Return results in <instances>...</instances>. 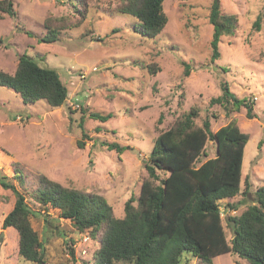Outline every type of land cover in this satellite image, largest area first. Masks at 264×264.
Wrapping results in <instances>:
<instances>
[{
	"label": "rangeland",
	"instance_id": "374dc122",
	"mask_svg": "<svg viewBox=\"0 0 264 264\" xmlns=\"http://www.w3.org/2000/svg\"><path fill=\"white\" fill-rule=\"evenodd\" d=\"M124 1L13 0L15 15L3 14L0 19V70L13 74L18 57L25 54L39 66L60 73L68 98L60 107L42 100L25 104L14 91L0 86V167L9 175L17 164L26 189L33 188L42 174L64 187L100 195L114 217L121 219L124 203L137 197L147 178L143 162L154 140L183 112L196 107V126L208 117L212 132L235 118L248 141L241 191L220 202L229 241L233 234L227 216H239L253 203L256 189L264 186V17L260 30L252 29L256 17L263 14L264 0H221L222 13L235 15L237 28L234 36L221 38L220 56L214 61L208 22L212 0H164L167 23L155 38L137 33V21L118 13ZM46 19L63 28L56 43L38 42L45 34ZM147 66L158 70L150 74ZM224 82L236 97L252 102L254 119L245 118L244 109L226 114L223 106H209L210 99L221 94ZM91 113L111 117L101 121L89 118ZM82 131L87 139L80 149L77 141ZM102 143L128 149L118 154ZM204 154L200 164L215 156L211 140ZM245 178L251 185L243 195ZM13 183L29 207L41 212L29 221L44 243L45 264H93L97 240L69 223L46 224L48 214ZM14 203V194L0 188V264H31L18 256L17 232L2 228ZM227 204L237 208L228 212ZM185 264L202 263L188 258ZM213 264L249 263L223 254Z\"/></svg>",
	"mask_w": 264,
	"mask_h": 264
},
{
	"label": "trees",
	"instance_id": "16d2710c",
	"mask_svg": "<svg viewBox=\"0 0 264 264\" xmlns=\"http://www.w3.org/2000/svg\"><path fill=\"white\" fill-rule=\"evenodd\" d=\"M163 2L125 0L117 11L137 21V33L155 38L167 23ZM3 14L15 15L13 0H0V19ZM263 17L264 11L254 20L253 30H260ZM208 22L212 27L210 48L211 61H214L220 56L221 38L235 35L237 18L222 13L221 0H212ZM44 28L45 34L38 42L56 43L63 28L50 19L45 20ZM146 68L150 74L158 70L154 66ZM188 74L186 66L185 75ZM0 86L14 91L25 104L42 100L50 107H60L68 98L60 73L54 68L39 66L25 54L18 57L13 74L0 70ZM220 88L221 94L210 99L209 106H223L226 114L244 109L245 118H255L251 101L236 97L226 82ZM198 115L199 110L191 107L154 140L148 159L143 162L147 178L141 183L137 197H130L124 203L121 219L114 217L111 206L100 195L64 187L42 174L37 176L33 188L26 189L25 175L17 164L10 168L9 175L0 167V188L15 196L14 206L4 217L2 228L17 232L18 256L31 264L46 263L44 243L29 221L30 217L42 216L41 212L29 207L13 181L51 216V220L47 219L48 215L44 216L46 224L69 223L78 232L87 231L97 240L93 264H185L188 258L213 264V259L223 254L236 255L249 264H264V186L256 189L253 203L239 216H227L233 234L229 241L220 209L222 200L232 199L241 191L248 135L239 129L235 118L212 132L208 117L201 126H196ZM110 117V114H89V118L101 121ZM81 135L77 141L80 149L87 139L85 132ZM208 140L215 146V156L200 164L199 159L206 155ZM102 146L118 154L128 149L117 143H102ZM197 163L200 165L196 166ZM250 185L245 178L243 195L248 193ZM226 207L228 212L237 208L231 204ZM70 254L73 259L72 249Z\"/></svg>",
	"mask_w": 264,
	"mask_h": 264
}]
</instances>
